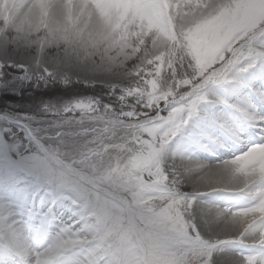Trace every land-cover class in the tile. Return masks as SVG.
Here are the masks:
<instances>
[{
	"label": "snow or ice",
	"instance_id": "6c2138e0",
	"mask_svg": "<svg viewBox=\"0 0 264 264\" xmlns=\"http://www.w3.org/2000/svg\"><path fill=\"white\" fill-rule=\"evenodd\" d=\"M57 86L0 109V264H264V0H0V91Z\"/></svg>",
	"mask_w": 264,
	"mask_h": 264
},
{
	"label": "rangeland",
	"instance_id": "374dc122",
	"mask_svg": "<svg viewBox=\"0 0 264 264\" xmlns=\"http://www.w3.org/2000/svg\"><path fill=\"white\" fill-rule=\"evenodd\" d=\"M75 88V89H74ZM74 90L72 94L66 95L65 93H71L70 90L65 91L63 94L60 90L63 89L58 86L53 87L51 90L44 89L42 92L40 90H30V89H23L21 91V94L17 95L13 91H0V109L3 108H14L18 111H33L38 105L41 98L44 100H52L55 98H63L64 100L71 99L74 95L84 93L85 90L82 88V86L77 87L74 86ZM23 189V184H19L16 186V191H20ZM61 214L67 216L70 215L67 209H63ZM65 217H62V219H67ZM9 243H14L12 241H9ZM38 250V249H36Z\"/></svg>",
	"mask_w": 264,
	"mask_h": 264
},
{
	"label": "trees",
	"instance_id": "16d2710c",
	"mask_svg": "<svg viewBox=\"0 0 264 264\" xmlns=\"http://www.w3.org/2000/svg\"><path fill=\"white\" fill-rule=\"evenodd\" d=\"M73 88H74V87H73ZM73 88H70V89H64V88H63V89H61L60 91H61V92L64 94V93H65V91H68V90H70V91H71V93H68V92H66V93H65L66 95H68V94H72L73 90L75 89V88H74V89H73ZM58 89H59V87H58Z\"/></svg>",
	"mask_w": 264,
	"mask_h": 264
},
{
	"label": "bare ground",
	"instance_id": "6f19581e",
	"mask_svg": "<svg viewBox=\"0 0 264 264\" xmlns=\"http://www.w3.org/2000/svg\"><path fill=\"white\" fill-rule=\"evenodd\" d=\"M225 155H226V154H225ZM65 218H67V217H65ZM61 219H62V218H61ZM12 242H14V243H15V241H12ZM39 247H42V245H38V246H37V249H38V250H40V248H39Z\"/></svg>",
	"mask_w": 264,
	"mask_h": 264
}]
</instances>
